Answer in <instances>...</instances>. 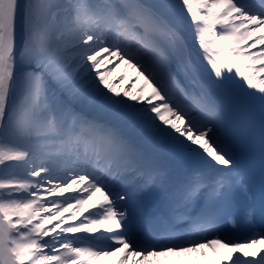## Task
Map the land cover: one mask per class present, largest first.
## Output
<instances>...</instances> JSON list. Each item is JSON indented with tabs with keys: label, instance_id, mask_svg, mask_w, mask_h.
I'll return each mask as SVG.
<instances>
[{
	"label": "snow or ice",
	"instance_id": "6c2138e0",
	"mask_svg": "<svg viewBox=\"0 0 264 264\" xmlns=\"http://www.w3.org/2000/svg\"><path fill=\"white\" fill-rule=\"evenodd\" d=\"M262 243L264 0H0V264Z\"/></svg>",
	"mask_w": 264,
	"mask_h": 264
},
{
	"label": "bare ground",
	"instance_id": "6f19581e",
	"mask_svg": "<svg viewBox=\"0 0 264 264\" xmlns=\"http://www.w3.org/2000/svg\"><path fill=\"white\" fill-rule=\"evenodd\" d=\"M101 55L106 56L107 54L102 53ZM120 75H123L125 77L123 85L120 86L121 90L123 86H126L128 84L130 79H133L136 77L135 72H133L132 69L127 68V66L123 64L119 66V68L113 73V76L110 77V79H114ZM142 84H143V81L137 79L135 87L133 88V91H136V89H138ZM145 94H147V91L145 92ZM89 203H91V201ZM261 247H264V243L256 245L254 248L249 249V250L258 251L259 248ZM202 252L204 253L202 258L199 256V253H192V254H189V256L197 260H202L203 264H211L212 261L220 259L222 255L221 252H214L211 249H203ZM116 259H118V256H114L110 258V260L112 261H115ZM170 259H174V258L171 256L158 257V258H155L154 264H162L163 261L170 260Z\"/></svg>",
	"mask_w": 264,
	"mask_h": 264
}]
</instances>
